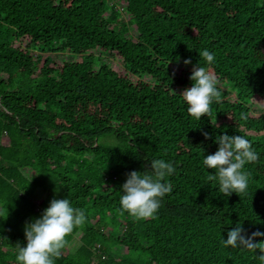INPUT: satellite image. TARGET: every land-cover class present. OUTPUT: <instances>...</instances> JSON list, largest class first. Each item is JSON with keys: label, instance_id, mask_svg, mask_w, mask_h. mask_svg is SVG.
<instances>
[{"label": "trees", "instance_id": "1", "mask_svg": "<svg viewBox=\"0 0 264 264\" xmlns=\"http://www.w3.org/2000/svg\"><path fill=\"white\" fill-rule=\"evenodd\" d=\"M194 66L218 77V126L187 112L180 93ZM256 100L264 0H0V264H17L26 223L53 198L86 214L55 264H261L259 250L221 244L237 223L264 232ZM224 133L258 153L245 165L247 196L206 181L215 169L203 158ZM153 159L176 165L173 190L154 219L135 220L121 211V186Z\"/></svg>", "mask_w": 264, "mask_h": 264}, {"label": "clouds", "instance_id": "2", "mask_svg": "<svg viewBox=\"0 0 264 264\" xmlns=\"http://www.w3.org/2000/svg\"><path fill=\"white\" fill-rule=\"evenodd\" d=\"M199 56L208 65L215 60L214 54L207 49L200 51ZM183 63L188 65L191 59H184ZM189 79L193 82L191 87L180 93L187 105L188 114L197 121L207 116L213 125L218 126L212 109L213 102L222 101L218 77L204 66H194ZM257 106L264 110V101H257ZM248 118V113H240L241 120L246 121ZM202 135L209 138L207 132ZM216 141L218 149L203 158L206 168L215 169L214 174L207 175L206 181L212 182V186L218 184V190L224 196L232 193L240 197L247 196L252 174L245 169V165L256 163L259 159L252 142L241 135L229 136L227 133L217 136ZM175 168L172 162L153 159L150 162L151 172L133 170L127 173V179L121 186V211L127 212L135 220L154 219L164 197L173 190L166 178L175 172ZM85 223L86 214L83 209L73 207L67 198H53L39 218L26 223V244H17V264H55V260L68 245L67 237ZM261 236H264V232L259 230L246 234L245 229L237 223L227 232V239H222L221 244L224 247L245 248L253 253L259 250L257 258L264 264V241L254 240Z\"/></svg>", "mask_w": 264, "mask_h": 264}, {"label": "rangeland", "instance_id": "3", "mask_svg": "<svg viewBox=\"0 0 264 264\" xmlns=\"http://www.w3.org/2000/svg\"><path fill=\"white\" fill-rule=\"evenodd\" d=\"M119 252V251H118Z\"/></svg>", "mask_w": 264, "mask_h": 264}]
</instances>
